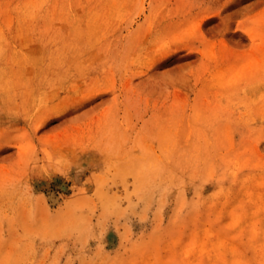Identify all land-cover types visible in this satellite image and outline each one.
I'll list each match as a JSON object with an SVG mask.
<instances>
[{"label":"rangeland","instance_id":"374dc122","mask_svg":"<svg viewBox=\"0 0 264 264\" xmlns=\"http://www.w3.org/2000/svg\"><path fill=\"white\" fill-rule=\"evenodd\" d=\"M0 264H264V0H0Z\"/></svg>","mask_w":264,"mask_h":264}]
</instances>
